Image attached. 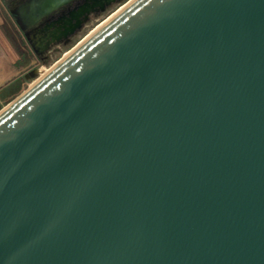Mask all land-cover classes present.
<instances>
[{"label":"water","instance_id":"95a60500","mask_svg":"<svg viewBox=\"0 0 264 264\" xmlns=\"http://www.w3.org/2000/svg\"><path fill=\"white\" fill-rule=\"evenodd\" d=\"M0 264H264V0H130L3 107Z\"/></svg>","mask_w":264,"mask_h":264},{"label":"flooded vegetation","instance_id":"af4514ba","mask_svg":"<svg viewBox=\"0 0 264 264\" xmlns=\"http://www.w3.org/2000/svg\"><path fill=\"white\" fill-rule=\"evenodd\" d=\"M118 1L66 0L41 16L37 9L42 0H0V47L13 65L34 61L22 75L27 79L38 73V63L47 60L54 48L70 43ZM15 87V82L2 85L0 96Z\"/></svg>","mask_w":264,"mask_h":264},{"label":"rangeland","instance_id":"374dc122","mask_svg":"<svg viewBox=\"0 0 264 264\" xmlns=\"http://www.w3.org/2000/svg\"><path fill=\"white\" fill-rule=\"evenodd\" d=\"M128 0H121L120 2L115 3L109 10L102 13L95 19H93L87 27L76 34L70 43L67 45H61L58 48H54L49 57L44 62L38 63L37 71L41 66L51 67L55 63L58 62L63 57V54L67 51L72 49L75 45H77L82 39H84L89 32L95 28L98 24L104 21L111 13L115 12L122 4L126 3ZM0 60L3 62L0 63L1 65L5 66V68L0 67V87L4 84L13 83L15 82L16 87L15 89H10L9 91L3 92V95L0 96V110L5 107L9 102H11L15 97H17L22 91H24L29 85H31L37 77H39L38 73L35 77H29L25 79L22 75L30 67L33 65L32 60L24 59V62L16 63L15 65L11 64V61L7 59L4 52L0 47ZM57 60V61H56ZM53 64V65H52ZM17 80L15 81V79Z\"/></svg>","mask_w":264,"mask_h":264},{"label":"bare ground","instance_id":"6f19581e","mask_svg":"<svg viewBox=\"0 0 264 264\" xmlns=\"http://www.w3.org/2000/svg\"><path fill=\"white\" fill-rule=\"evenodd\" d=\"M128 1H130V0H128ZM127 1V2H128ZM125 6V3L124 4H122L115 12H113V13H111L104 21H102L100 24H98L95 28H93L90 32H89V34H87V36L88 35H90L91 33H93V31H95L98 27H100L106 20H108V19H110L113 15H115L120 9H122L123 7ZM86 36V37H87ZM83 40V39H82ZM81 42V41H80ZM79 42V43H80ZM78 43V44H79ZM77 44V45H78ZM76 46V45H75ZM74 46V47H75ZM71 51V49L70 50H67L64 54H63V57L65 56V55H67L69 52ZM57 61V60H56ZM59 61V60H58ZM3 61L2 60H0V63H2ZM53 65V64H52ZM0 67L1 68H5V66H3V65H1L0 64ZM52 67V66H51ZM51 67H46V66H41L40 68H39V71H38V75H39V77H41V76H43V75H45L48 71H49V69L51 68Z\"/></svg>","mask_w":264,"mask_h":264},{"label":"crops","instance_id":"0c3cea01","mask_svg":"<svg viewBox=\"0 0 264 264\" xmlns=\"http://www.w3.org/2000/svg\"><path fill=\"white\" fill-rule=\"evenodd\" d=\"M6 56V55H5Z\"/></svg>","mask_w":264,"mask_h":264}]
</instances>
